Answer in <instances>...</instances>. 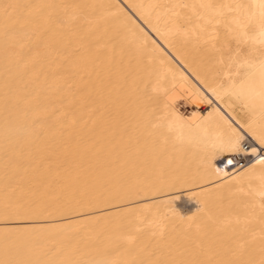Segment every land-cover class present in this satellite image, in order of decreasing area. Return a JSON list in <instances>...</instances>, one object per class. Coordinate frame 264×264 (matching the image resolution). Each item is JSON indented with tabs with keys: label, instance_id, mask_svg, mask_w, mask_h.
Instances as JSON below:
<instances>
[{
	"label": "bare ground",
	"instance_id": "1",
	"mask_svg": "<svg viewBox=\"0 0 264 264\" xmlns=\"http://www.w3.org/2000/svg\"><path fill=\"white\" fill-rule=\"evenodd\" d=\"M259 3L0 0V264H264Z\"/></svg>",
	"mask_w": 264,
	"mask_h": 264
},
{
	"label": "snow or ice",
	"instance_id": "2",
	"mask_svg": "<svg viewBox=\"0 0 264 264\" xmlns=\"http://www.w3.org/2000/svg\"><path fill=\"white\" fill-rule=\"evenodd\" d=\"M259 8L261 9L260 13H259V28H260V35L262 37H264V0H260L259 3ZM262 43H264V40H262ZM260 67H261V75L262 77H264V60L261 61L260 63ZM264 82V81H262ZM243 137L240 135H237L235 140L230 142L229 145L226 148V151L229 153H239V152H243L247 150V146L242 145L241 141H242ZM261 144H264V138L261 139ZM253 153L255 152V148L252 149ZM261 164H264V158H262L260 161H258ZM221 163L223 165H225L226 167H230L232 166L235 161L234 158L232 157H225L224 160L221 161ZM217 172L220 173L222 172L221 168H217ZM224 175H227V173L225 172Z\"/></svg>",
	"mask_w": 264,
	"mask_h": 264
},
{
	"label": "rangeland",
	"instance_id": "3",
	"mask_svg": "<svg viewBox=\"0 0 264 264\" xmlns=\"http://www.w3.org/2000/svg\"><path fill=\"white\" fill-rule=\"evenodd\" d=\"M262 153L264 154V151Z\"/></svg>",
	"mask_w": 264,
	"mask_h": 264
}]
</instances>
